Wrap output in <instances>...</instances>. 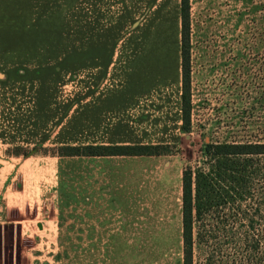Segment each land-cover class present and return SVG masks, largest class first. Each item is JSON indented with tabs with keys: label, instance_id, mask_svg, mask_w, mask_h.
I'll return each mask as SVG.
<instances>
[{
	"label": "rangeland",
	"instance_id": "374dc122",
	"mask_svg": "<svg viewBox=\"0 0 264 264\" xmlns=\"http://www.w3.org/2000/svg\"><path fill=\"white\" fill-rule=\"evenodd\" d=\"M172 7L169 0L165 10ZM39 12L26 48L0 27V264H181L183 170L203 166L206 144L264 143V0H188V134L180 130L173 14L161 15L148 40L128 32L117 46L77 48L74 70V49L52 45L71 35L60 37L56 21L44 30ZM103 49L113 55L106 77L95 58ZM115 96L126 103L123 137L105 125ZM104 138L140 141L157 155L107 173L89 157L56 156L59 146ZM259 167L253 199L229 217L234 225L194 239L193 264H264V158ZM96 184L106 190L90 191ZM90 192L108 207L90 208ZM94 229L123 233L88 237Z\"/></svg>",
	"mask_w": 264,
	"mask_h": 264
},
{
	"label": "crops",
	"instance_id": "0c3cea01",
	"mask_svg": "<svg viewBox=\"0 0 264 264\" xmlns=\"http://www.w3.org/2000/svg\"><path fill=\"white\" fill-rule=\"evenodd\" d=\"M169 0H0V27L11 29L13 35L16 38L15 47H27L31 46V43L27 41V30H32L33 14L34 10L39 8L41 20L40 24L44 25L43 29H51L54 24L52 22H58V26L55 30H59V36H70L71 43L61 42L52 43V45L67 46L74 49L73 62L74 70L80 68L82 58L78 50L80 48H107L117 46L123 40V34L128 32H143L142 34L135 35L140 40L150 39L151 33L155 29V25L160 21L161 15L164 13L173 14L175 25V36L177 40L178 56H176L175 74L177 85L180 88L181 80V60H180V43H181V19H180V0H172L173 7L171 10H165L168 7ZM16 3L15 7L11 10L6 9L8 3ZM63 6V7H62ZM64 8V9H63ZM133 36V35H132ZM140 37V38H139ZM144 37V39H141ZM12 40V34L10 39ZM63 41V39H62ZM12 46V44H8ZM78 48V50H77ZM104 49L99 50L96 53L98 60H102L98 67H103L101 73L105 77L107 76L109 64L113 61L112 54H104ZM94 54L88 55L92 57ZM104 58V59H103ZM91 59V58H90ZM84 62V61H83ZM91 63L92 60H87ZM101 70V69H100ZM114 95H122L123 92L113 90ZM119 97V96H118ZM114 97L110 102L113 114V118L107 121V126L113 127L114 133L118 137L127 136L128 121L123 117V107L126 105L125 100L120 97ZM117 101V102H116ZM180 101V99H179ZM180 105V103H179ZM108 108V106H105ZM126 110V109H125ZM180 110V108H179ZM127 111V110H126ZM109 113V111L107 112ZM111 113V112H110ZM181 121V116L180 119ZM102 122V120H99ZM137 123V122H136ZM110 129V128H109ZM137 137V136H136ZM135 140L123 139L110 140L101 139L94 140L92 142L84 141L78 142L79 145H140L142 142ZM140 143V144H139ZM145 156H111V157H89L95 162L106 165L104 173L108 172L107 167H111L113 170L121 171L126 165L132 164L134 159ZM60 159V158H59ZM118 168V169H117ZM106 190L102 184H96L90 191H102ZM109 190V189H107ZM90 196V208H106L108 207L106 200L104 203H98V194L95 193ZM114 206L121 207L119 204ZM97 212V211H96ZM95 214H98V212ZM94 214V215H95ZM99 224L103 222L102 219L97 221ZM109 223V221H107ZM105 232L106 234L102 235ZM86 233V231H83ZM88 237L102 238V237H120L123 231H100L97 229L89 230ZM110 233V234H108ZM79 237H86L84 234H77Z\"/></svg>",
	"mask_w": 264,
	"mask_h": 264
},
{
	"label": "trees",
	"instance_id": "16d2710c",
	"mask_svg": "<svg viewBox=\"0 0 264 264\" xmlns=\"http://www.w3.org/2000/svg\"><path fill=\"white\" fill-rule=\"evenodd\" d=\"M180 19V130L188 134L190 132L189 69L186 60V39L189 31L188 0H180ZM155 149L157 148L150 145H62L57 147L56 156H152L157 155ZM201 156L202 167H188L182 172L181 238L183 257L181 264H193L195 238L201 239L205 236L203 232L210 229L219 231L218 226H221L225 231V225H234L233 219L229 217L242 214V202L253 199L252 186L260 176L259 166L260 160L264 158V143L239 141L206 144L201 151ZM226 210L230 213L229 216H225L227 215ZM209 222H213L217 228H212V224ZM247 223L253 229V220L249 219ZM230 229L232 228L230 227ZM234 237L232 235L228 238ZM212 238L217 237L212 236ZM257 246L258 243L252 245L253 250ZM253 260L254 258H250L245 263L250 264ZM243 263L236 262V264Z\"/></svg>",
	"mask_w": 264,
	"mask_h": 264
}]
</instances>
